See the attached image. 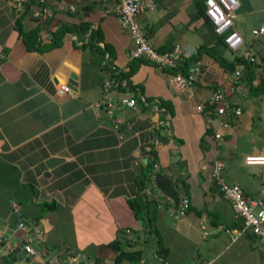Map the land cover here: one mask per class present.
Wrapping results in <instances>:
<instances>
[{
    "label": "crops",
    "instance_id": "obj_1",
    "mask_svg": "<svg viewBox=\"0 0 264 264\" xmlns=\"http://www.w3.org/2000/svg\"><path fill=\"white\" fill-rule=\"evenodd\" d=\"M117 1L45 0L50 16L34 19L36 0H0V264H22L15 254L3 258L33 239L38 247L30 244L35 253L25 264L47 255L81 257L78 264H213L233 245L231 264L259 262L256 238L239 233L232 205L206 176L219 160L222 178L244 195L264 187V165L243 161L264 154V31L251 32L264 30V0H236L235 50L200 14L202 0H153L135 21L156 51L181 47L178 69L128 56L133 42L117 22ZM17 20L37 36L23 39ZM57 28H66L61 42L47 47ZM240 52L253 60L251 91L243 65L231 72L217 60ZM177 70L193 75L190 89L172 85ZM60 84L68 91L58 94ZM215 90L241 110L224 115L226 128L207 122ZM120 95L135 106L95 108ZM139 194L152 203L153 225L130 208ZM182 195L189 206L177 216Z\"/></svg>",
    "mask_w": 264,
    "mask_h": 264
},
{
    "label": "built area",
    "instance_id": "obj_2",
    "mask_svg": "<svg viewBox=\"0 0 264 264\" xmlns=\"http://www.w3.org/2000/svg\"><path fill=\"white\" fill-rule=\"evenodd\" d=\"M104 1V0H96ZM204 4V14L212 22L214 31L218 35H224V41L230 49H237L241 44V39L235 32H231L233 26V18L235 9L238 6L236 0H202ZM36 8L32 10L30 16L34 19H41L50 16V12L45 4V0H36ZM153 0H118L114 9L119 25L126 29L133 42V47L129 51L130 58L146 57L148 60L155 63L158 67H173L178 69L179 62L183 61L184 53L179 45H174L170 51L158 52L147 41L144 28L135 21V17L146 9L153 7ZM73 7L70 6L69 9ZM263 27L252 29V34L262 33ZM244 57L252 60L245 52ZM193 81V75H182L179 70L171 76L170 82L176 88L190 89ZM110 79H106L103 83V90L107 91L111 84ZM68 91V87L60 84L56 87L58 94H63ZM135 99L132 96L120 95L117 100L113 101L110 96H107L101 102H96L95 108H105L108 112H113L119 106L133 107ZM209 108H206L207 122L215 124L218 128H226L227 122L223 118L226 113H231L234 116L240 114L241 110L236 105H230L224 97L221 90H215L208 101ZM198 111H204V106L198 104ZM264 123V122H263ZM213 136L215 139H220L222 134L220 131L214 130ZM247 165H264V154H249L243 159ZM222 162L214 160L209 173L206 176L208 183L214 184L222 197L230 202L235 212V216L241 222L239 233L249 232L253 235L261 250L264 252V187L259 188L254 196L244 195L241 187L238 184H227L220 175ZM189 206V199L186 195L180 196L176 215L182 216L185 214ZM17 228L23 229L25 226L22 222L17 223ZM203 228V226H202ZM203 236L205 233L203 232ZM23 249L31 257L35 252L31 245L26 242ZM16 262V261H15ZM17 263V262H16ZM43 264H78L75 257L69 260L61 261L56 256L45 258Z\"/></svg>",
    "mask_w": 264,
    "mask_h": 264
},
{
    "label": "trees",
    "instance_id": "obj_3",
    "mask_svg": "<svg viewBox=\"0 0 264 264\" xmlns=\"http://www.w3.org/2000/svg\"><path fill=\"white\" fill-rule=\"evenodd\" d=\"M200 3H201V1H200ZM202 6H203V2H202ZM200 14L205 17L203 7H201ZM15 25L17 26V30L22 35L23 39H28V37H30V36H33V37L37 36V29L30 30L28 33L27 32L23 33L21 31L20 27H19V21L18 20L15 22ZM65 31H66V28H57V29H55L51 33L50 40H49V45L47 47L58 45L61 42V38H62V36H63ZM43 48H45V47H43ZM217 60L226 69H229L231 72L234 71L235 65H243L245 69H244V73H243L242 76L245 78V80L247 82V85L249 86V90L250 91L253 90L252 88L255 87V86H252V80L254 78V75L252 73L251 65L253 64V60L252 61L246 60L243 57V54L241 52L235 54L233 59L231 61H229L228 63L225 62L226 60H225L224 57H218ZM120 74L121 75L118 76L119 80H121V78H123L122 76H125L123 73H120ZM209 107H210V105H207V108H209ZM145 178L146 177H144L143 179L139 180V188L140 189L142 188L143 184L146 181ZM151 204L152 203L145 198L144 194H139L135 198H133V199H131L129 201L130 208L133 211V214L135 215V217L140 218L141 215L144 213L145 218H147V220L150 223V225H153V223H154V215L155 214H154V209L151 212V208H152ZM151 230H153V228ZM156 244L158 246V249L164 254L165 249L162 247V243H161L159 237H157V239H156ZM9 258L10 259H15V255L11 252V250L8 251V253L4 256L3 259L6 262L7 259H9ZM93 263L97 264L98 262L95 259L93 261ZM79 264H82V263H79Z\"/></svg>",
    "mask_w": 264,
    "mask_h": 264
},
{
    "label": "rangeland",
    "instance_id": "obj_4",
    "mask_svg": "<svg viewBox=\"0 0 264 264\" xmlns=\"http://www.w3.org/2000/svg\"><path fill=\"white\" fill-rule=\"evenodd\" d=\"M222 170H223V166H222V169L220 170V175H221V177H223L222 176ZM223 180H224V178H223ZM227 184H229V185H231V184H233V183H230V181L228 182V181H226V180H224ZM33 247H35V248H37L38 247V244H37V242L35 241V239H33V241H31V243H30ZM255 245H257V244H255ZM232 248H234V245L233 246H230L229 248L227 247V248H225L220 254H219V256L217 257V259L215 260V263H213V264H229L230 263V261H229V253H230V251H232ZM257 254H259L260 256V258H259V262L257 261H254V260H250L249 261V264H264V252L262 251V252H257ZM231 264V263H230Z\"/></svg>",
    "mask_w": 264,
    "mask_h": 264
},
{
    "label": "water",
    "instance_id": "obj_5",
    "mask_svg": "<svg viewBox=\"0 0 264 264\" xmlns=\"http://www.w3.org/2000/svg\"><path fill=\"white\" fill-rule=\"evenodd\" d=\"M23 223V222H22ZM25 224V223H24ZM26 225V224H25ZM26 242L24 240H22L21 242H19L17 245H15L13 248H12V253L15 254L17 256V259L22 263V264H25V262L28 260L29 258V254L23 249V245L25 244ZM32 247V246H31ZM33 248V247H32ZM82 258L79 257L78 259H76V261H81Z\"/></svg>",
    "mask_w": 264,
    "mask_h": 264
}]
</instances>
